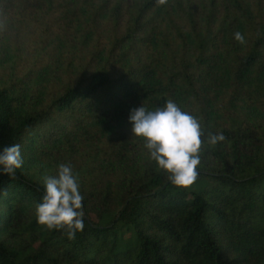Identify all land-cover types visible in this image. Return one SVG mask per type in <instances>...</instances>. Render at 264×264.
<instances>
[{"label":"trees","instance_id":"obj_1","mask_svg":"<svg viewBox=\"0 0 264 264\" xmlns=\"http://www.w3.org/2000/svg\"><path fill=\"white\" fill-rule=\"evenodd\" d=\"M0 22V152L24 160L0 174V264H264V0H0ZM167 99L226 137L191 189L131 131ZM61 163L75 239L35 216Z\"/></svg>","mask_w":264,"mask_h":264},{"label":"clouds","instance_id":"obj_2","mask_svg":"<svg viewBox=\"0 0 264 264\" xmlns=\"http://www.w3.org/2000/svg\"><path fill=\"white\" fill-rule=\"evenodd\" d=\"M169 0H156L157 6H166ZM4 24L0 22V30ZM234 38L245 44V37L237 31ZM129 120L135 137L144 141L150 159L156 162L157 169L167 174L172 185L191 189L198 180V168L204 146L215 148L226 140L222 132L212 133L205 130L201 122L190 112L184 111L172 99L165 100L162 106L149 110L144 105L131 110ZM24 160L21 146H6L0 152V174L16 179L17 169ZM45 192L42 201L37 203L35 216L37 223L46 230H62L68 239H75L83 232L84 196L80 190L78 174L71 164L61 163L56 175L44 177Z\"/></svg>","mask_w":264,"mask_h":264},{"label":"rangeland","instance_id":"obj_3","mask_svg":"<svg viewBox=\"0 0 264 264\" xmlns=\"http://www.w3.org/2000/svg\"><path fill=\"white\" fill-rule=\"evenodd\" d=\"M12 52V50L10 51V49H8V50H6L5 51V54H9V53H11ZM6 57V56H5ZM7 58V57H6ZM95 220H97L98 222H100V223H102V224H106L107 222H109L110 221V217H99V216H97V217H95Z\"/></svg>","mask_w":264,"mask_h":264}]
</instances>
